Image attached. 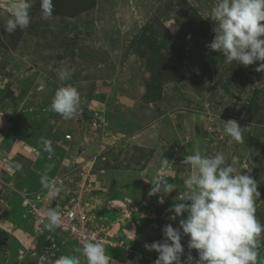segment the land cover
Instances as JSON below:
<instances>
[{
    "label": "rangeland",
    "instance_id": "374dc122",
    "mask_svg": "<svg viewBox=\"0 0 264 264\" xmlns=\"http://www.w3.org/2000/svg\"><path fill=\"white\" fill-rule=\"evenodd\" d=\"M53 3L54 13L45 19L36 0L29 27L11 34L4 31L9 14L0 7V264H39L41 256L54 264L61 255L80 256L86 264L72 238L55 229L40 231L24 205L23 193H37L30 197L35 201L47 195L40 182L45 174L63 180L57 201L87 178L92 191L85 201L92 193L99 196L93 202L99 204L96 222L105 219L108 234L123 242L105 248L114 264H154L159 254L144 245L162 242L163 227L178 228L187 215L173 222L168 210L186 192L184 179L194 174L183 164L193 151L183 116L189 112L206 116L204 155L221 152L228 162L236 156L248 165L260 193L256 216L264 224V73L255 71L259 61L226 64L208 48L216 0ZM19 46L23 63L21 54H12ZM60 68L73 70L71 79L60 81ZM40 79L46 82L43 92L37 91ZM69 85L78 89L81 105L79 115L65 120L49 107L55 91ZM228 120L243 128V142L223 133ZM44 139L52 143L51 154ZM163 158L174 190L161 204V194L148 193ZM115 204L135 211L131 222ZM188 240L182 234V262ZM257 252L258 264H264V239ZM191 255L198 259L196 250Z\"/></svg>",
    "mask_w": 264,
    "mask_h": 264
},
{
    "label": "clouds",
    "instance_id": "9594fccd",
    "mask_svg": "<svg viewBox=\"0 0 264 264\" xmlns=\"http://www.w3.org/2000/svg\"><path fill=\"white\" fill-rule=\"evenodd\" d=\"M36 0H7L0 2L6 8L8 17L4 31L11 34L17 29H27L31 22V9ZM43 18L54 13L53 0H39ZM215 22V36L208 48L220 53L226 64L237 62L248 67L256 64L255 71L264 73V0H216L210 15ZM44 55L50 52L45 50ZM73 70L57 69L60 81L71 79ZM37 91L43 92L46 82L37 81ZM81 96L74 86L60 87L55 91L49 110L70 120L79 115ZM223 133L231 140L243 142L242 127L235 120L224 122ZM44 151L53 152L50 140H42ZM194 170L183 181L186 192L176 197L178 201L168 211L170 220L179 219V227L172 224L163 227V241L145 244L148 251L158 253L154 264H258L260 242L264 239V224L256 216L257 199L260 198L258 184L254 177L245 170L246 163H239L233 156L228 162L225 155L217 152L209 156L196 150L183 161ZM16 170L22 165L16 163ZM169 161L165 158L156 170L155 178L148 195L161 194L159 203H164V196L174 190L165 179ZM144 175L143 173L141 174ZM41 184L47 190L49 198H55L62 192L57 182L47 174L41 178ZM43 229L52 231L62 226V215L55 209H48L41 221ZM134 233V231L132 232ZM135 234V233H134ZM182 234L189 237V254L182 262L185 249L182 246ZM135 239V235L134 238ZM191 250H196L198 259H194ZM86 264H114L106 255L102 242L94 237L85 240L82 249ZM39 264H47V258L41 256ZM54 264H81L77 255H61Z\"/></svg>",
    "mask_w": 264,
    "mask_h": 264
},
{
    "label": "built area",
    "instance_id": "2783aa9c",
    "mask_svg": "<svg viewBox=\"0 0 264 264\" xmlns=\"http://www.w3.org/2000/svg\"><path fill=\"white\" fill-rule=\"evenodd\" d=\"M2 3H6L7 0H0ZM67 140H71V136H67ZM57 184L63 183L60 177L54 179ZM91 185L88 183L87 178L83 177V181L77 184L72 191L66 193L64 199L57 201V197L49 198L47 195L42 197V194L37 196V200L30 198L37 193H23L24 205L29 207V211L33 216L35 226L42 231L44 220V213L48 209H55L62 215V226L55 228L57 233L66 235L73 239L79 247H83L86 239L94 237L95 240L103 243L105 248H112L113 246H120L122 241H116L110 234H108L107 221L101 218L102 223H97L96 208L92 204V201L86 202L84 199L85 194L91 193ZM46 194V193H45ZM93 195V194H91ZM116 205V204H115ZM117 210L121 212L124 221L129 220L131 222L134 215L133 209L126 208L125 205H116Z\"/></svg>",
    "mask_w": 264,
    "mask_h": 264
},
{
    "label": "water",
    "instance_id": "95a60500",
    "mask_svg": "<svg viewBox=\"0 0 264 264\" xmlns=\"http://www.w3.org/2000/svg\"><path fill=\"white\" fill-rule=\"evenodd\" d=\"M3 8V7H1ZM6 9V8H5ZM7 10V9H6ZM190 124V128L193 134V151L192 154L196 150H199L202 153V139H203V122L206 116L202 113L198 112H189L183 115ZM203 154V153H202Z\"/></svg>",
    "mask_w": 264,
    "mask_h": 264
},
{
    "label": "crops",
    "instance_id": "0c3cea01",
    "mask_svg": "<svg viewBox=\"0 0 264 264\" xmlns=\"http://www.w3.org/2000/svg\"><path fill=\"white\" fill-rule=\"evenodd\" d=\"M20 47V48H19ZM17 49H16V52L15 53H12V54H21L22 56H21V63H23V61L25 60L23 57L25 56L24 54H22V52H21V46H19ZM27 62V61H26ZM15 64V66H14V68L15 69H17L19 66L14 62V63H12V65H14ZM25 66V68L27 67H29V65H24ZM30 69H33V68H30ZM29 69V70H30ZM31 71V70H30ZM0 79H2L1 78V76H0ZM0 85L2 86V83L0 82ZM1 88V87H0ZM93 195H91L90 197H89V202L90 201H92V204H93V202H94V200H96L99 196L97 195V194H94V193H92ZM98 196V197H97ZM94 205V207H96V212L97 211H99L98 210V208H99V204L97 203V202H95V204H93ZM97 205H98V207H97ZM115 213V212H114Z\"/></svg>",
    "mask_w": 264,
    "mask_h": 264
}]
</instances>
